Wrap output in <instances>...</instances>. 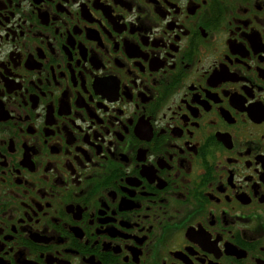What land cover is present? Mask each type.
<instances>
[{
    "label": "flooded vegetation",
    "instance_id": "af4514ba",
    "mask_svg": "<svg viewBox=\"0 0 264 264\" xmlns=\"http://www.w3.org/2000/svg\"><path fill=\"white\" fill-rule=\"evenodd\" d=\"M0 264H264V0H0Z\"/></svg>",
    "mask_w": 264,
    "mask_h": 264
}]
</instances>
